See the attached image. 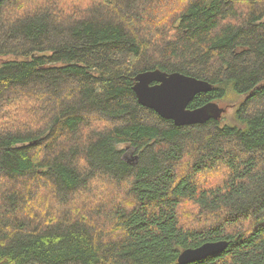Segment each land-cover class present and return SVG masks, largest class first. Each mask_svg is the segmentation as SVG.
I'll list each match as a JSON object with an SVG mask.
<instances>
[{
    "label": "trees",
    "instance_id": "trees-1",
    "mask_svg": "<svg viewBox=\"0 0 264 264\" xmlns=\"http://www.w3.org/2000/svg\"><path fill=\"white\" fill-rule=\"evenodd\" d=\"M152 70L211 83L187 106L207 119L139 104ZM220 240L184 264H264V0H0V264H179Z\"/></svg>",
    "mask_w": 264,
    "mask_h": 264
},
{
    "label": "water",
    "instance_id": "water-1",
    "mask_svg": "<svg viewBox=\"0 0 264 264\" xmlns=\"http://www.w3.org/2000/svg\"><path fill=\"white\" fill-rule=\"evenodd\" d=\"M211 83L180 72L165 73L159 70L145 71L134 78L133 90L139 104L154 110L159 116L172 120L175 125H190L207 119L204 108L188 109L193 97L210 91ZM228 242H205L184 249L178 263L184 264L203 259L222 251Z\"/></svg>",
    "mask_w": 264,
    "mask_h": 264
},
{
    "label": "rangeland",
    "instance_id": "rangeland-1",
    "mask_svg": "<svg viewBox=\"0 0 264 264\" xmlns=\"http://www.w3.org/2000/svg\"><path fill=\"white\" fill-rule=\"evenodd\" d=\"M232 103L233 102H228V101L215 102L212 104L214 106V109H212L211 107L209 114L219 118L222 124L235 125L237 124V121L235 120L234 117V112L236 107ZM229 104H231V106ZM131 151H132L131 149H126L124 155L126 157L131 156Z\"/></svg>",
    "mask_w": 264,
    "mask_h": 264
}]
</instances>
